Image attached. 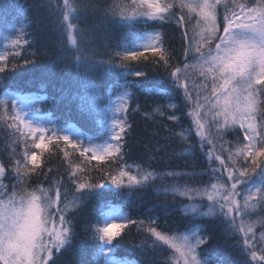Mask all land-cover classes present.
<instances>
[{"label":"snow or ice","instance_id":"1","mask_svg":"<svg viewBox=\"0 0 264 264\" xmlns=\"http://www.w3.org/2000/svg\"><path fill=\"white\" fill-rule=\"evenodd\" d=\"M140 6H146L147 10H138ZM60 7L61 25L67 32L71 46L66 55L83 72L85 96L81 99H91L94 118L108 128L107 139L96 144L93 137H86L84 133L77 132L73 136L70 129L58 127L54 120L40 114L41 109L36 104L47 97L17 94L12 98L13 94L5 89L4 98L0 99V108L6 114L11 104L13 115L8 119L13 122L15 131L26 129L33 140L38 141L35 142L36 149L46 148L53 141L57 147L63 144L64 147L60 150L65 161L69 162V167L67 187L65 182L55 180L47 189L41 186L29 191L25 183L36 171V151H31L30 154L25 151L22 161L13 159L15 153H11L8 160L0 162V264H58L59 258L73 247L77 235L74 226L77 212L89 200L98 199L105 193L119 202L113 203L112 199L105 198L93 210L96 222L90 223L86 231H91V240L97 249L95 264H137L116 256V250L124 238V230L129 225L139 227L144 223L133 220L124 209L133 198V193L154 183L158 174L142 170L141 166L130 169L123 164L115 174L111 171L102 172L95 180L83 179V175L91 160L112 157L123 159L125 141L131 127L124 119L128 113V99L132 96L129 89L143 84V78L149 75L139 67L142 60L145 67L150 64L152 69H163L170 89L175 93H183L185 105L193 110L200 148L203 150L208 144H212V148L205 152L209 167L204 174L217 183L210 185V191L205 188L203 191L186 189L180 192V195L186 197L189 192H195V197H189L190 199L206 198L207 211L201 212V206L194 203L185 205L183 211L185 214L198 213L221 219L229 230L240 236L234 245L245 257L240 264H251L252 261L264 264V218L258 221L248 219L257 205L264 210V111L260 108V104L264 102V0H255L251 5L239 0H231L230 4L228 0H193L190 3L179 0V3L164 4L161 0H131L127 4L124 0H115L107 6L104 15L112 18L110 22L125 24L130 30L139 23H146L147 19L163 21L173 16L177 9L197 14V25L203 24L197 35L203 43L198 41L194 48L188 43L183 55L185 61L191 57L196 58L200 83L195 79L190 82L194 67L192 63L182 62V66L171 63V55L165 48L166 41L159 32L138 34L130 31L129 36L119 39L111 47L108 61H97L94 56L86 55L78 45L80 34L84 30L78 29L72 19L79 18L73 17V13L80 6H73L69 0H63ZM221 7L223 10L218 12ZM176 23L184 25L185 16H177ZM23 27L24 25H20L17 32H22ZM182 31L185 41L195 38L189 36L187 28ZM11 44L16 48H23L29 41L21 42V38H17L11 40ZM149 53L152 59H149ZM132 62H136L137 66H132ZM8 63L7 53H0V87H3V81L7 77ZM29 63L35 61L23 60L24 65ZM105 63L114 74L124 77V82L119 85L122 94L110 101L113 105L110 114L97 108L94 97L98 92L87 83L88 73ZM16 67V64H12L11 70L15 71ZM201 88L206 93L203 95V102ZM144 91L150 93L152 89L145 88ZM109 93L111 94V87ZM177 108V104L169 103L158 106L155 112L163 117L167 109ZM202 110L213 113L208 127L211 129L215 126L217 136L226 128H235L242 134V143L226 147L228 142L225 141L220 145L227 159L213 151L216 145L209 139L211 133L204 131L205 125L201 123ZM30 114L32 119L28 118ZM145 118H149L148 113H145ZM167 119L178 121L179 117L173 114L167 116ZM177 135L185 141L188 139L184 131ZM77 151L84 158L81 161L84 168L72 165L69 161L71 154ZM6 163L9 165L7 169ZM214 164L218 166L213 167ZM166 175L195 176L200 173ZM6 179L15 182L5 184ZM220 180H227L229 186L219 184ZM68 187L72 189L71 193L67 190ZM9 188L12 189L11 192L8 191ZM160 191L168 192L169 189ZM172 191L175 194L176 190ZM69 216L73 219H69ZM149 223L155 224V220H150ZM257 223L262 229L259 234L256 231ZM145 230L155 238L154 244L174 250L178 258L177 264L180 261L182 264H210L209 258L200 256L203 246L208 245L211 240L204 229L189 228L184 233L172 236L161 233L154 226Z\"/></svg>","mask_w":264,"mask_h":264},{"label":"trees","instance_id":"2","mask_svg":"<svg viewBox=\"0 0 264 264\" xmlns=\"http://www.w3.org/2000/svg\"><path fill=\"white\" fill-rule=\"evenodd\" d=\"M69 2L73 6H80L78 11L73 13V17L79 18H73L72 23L77 25L78 29L84 30L80 34L78 45L86 55L94 56L97 61H108L111 47L119 39L129 36L130 31L138 34L159 32L166 41L165 48L171 55V63L177 66H182V62L192 63L194 67L191 70L190 82L191 79H195L197 83L201 82L198 66L195 64L196 58L191 57L185 61L183 55L188 43L194 48L199 41L197 34L200 33L203 24L197 25V14L187 10L181 12L177 9L173 16L163 21L147 19L146 23H139L130 30L125 24L111 23L112 18L104 15V10L115 0H69ZM185 2L192 1L185 0ZM239 2L251 5L255 0H239ZM62 3L63 0H0V53L6 52L9 61L7 77L3 81V87H0V99L4 98L5 89L8 92L47 97L46 100L36 104V107L41 109V115L54 120L58 127L72 125L76 129L73 136L79 132L84 133L86 137H93L94 141H104L107 138V126L100 124L94 118L91 99H81L85 96L82 68H78L66 55L71 46L67 32L61 25ZM124 3H131V0H124ZM161 3H179V0H161ZM228 3L230 4L231 0H228ZM138 10L145 11L147 8L140 6ZM222 10L221 7L218 12ZM179 15L185 16L184 25L176 23ZM20 25L24 27L22 32L18 33L17 28ZM183 28H187L189 36L195 38L185 41ZM17 38H21V42L28 40L29 44L24 45L23 48H16L11 44V40ZM14 55L15 59H13ZM148 56L152 59L150 53ZM24 59L34 60L35 63L24 65ZM12 64L17 65L15 71L11 70ZM132 66H137L136 62H132ZM139 67L149 75L143 78V84L129 89L132 96L128 99L129 108L124 119L131 127L125 141L123 159L112 157L91 160L87 163L83 175V179L95 180L102 172L111 171L115 174L117 168L123 164L128 165L130 169L141 166L142 170L146 169L158 174L154 183L133 193V198L124 209L133 220L144 223L139 227L129 225L124 230L122 233L124 238L116 250L117 258H126L137 264H177L178 258L174 250L168 246L154 244L155 238L145 229L154 226L161 233L172 236L184 233L189 228L200 227L211 236L209 244L203 246V250L200 251L201 258H209L210 264H240L245 257L241 254V250L234 246L240 238L238 233L229 230L221 219L201 216L198 213L185 214L183 211L185 205L193 203L201 206V212L207 211L206 198L190 199L189 197H195V192H189L188 197L180 195V192L186 189L203 191L205 188L210 191V185L217 183L209 175L204 174L209 167L205 152L208 148H212V144H208L203 150L200 148V137L195 128L193 110L185 105L182 92L175 93L170 89L163 69H152L150 64L145 67L143 60ZM123 82L124 77L114 74L106 63L98 65L88 73L87 83L98 92L94 97L97 108L106 110L110 114L113 107L110 101L122 93L119 85ZM145 88L152 89V92L146 93ZM203 95L206 93L201 88V102ZM169 103L177 104L178 108L167 109L163 117L155 112L158 106H166ZM260 108L264 111V102L260 104ZM145 113L149 114V118H145ZM202 113L201 123L205 125L204 131L211 133L209 139L216 145L213 151L216 155H223L227 159L220 145L225 141L228 142L226 147L242 143V134L235 128H226L217 136L215 126L211 129L208 127L213 113L207 110H202ZM173 114L179 117L178 121L167 119V116ZM12 115L11 104L6 114L0 108V162L8 160L11 153H15L13 159L22 161L25 151L29 154L31 151H36L38 165L25 183V187L29 191L41 186L47 189L55 180L65 182L67 187L69 162L65 161L60 150L64 147L63 144L57 147L56 142L53 141L46 148L36 149L35 142L38 141H34L26 129L15 131L13 122L8 119ZM181 131H184L185 136L188 137L186 141L177 135ZM83 159L78 151L69 157L72 165H80L81 168L85 167L81 162ZM212 166L217 167L218 164ZM8 167L6 163L5 168ZM44 173L47 175L45 176ZM168 173H200V175H166ZM14 182L4 180L5 184ZM219 184L224 187L229 186L227 180H220ZM162 189L169 191H160ZM67 190L69 193L72 191L70 187ZM172 190H176L175 194ZM8 191L11 192L12 189L9 188ZM105 198L112 199L113 203L119 202L118 199L105 193L98 199L89 200L77 212L74 218L77 235L73 247L59 258L58 264H95L97 249L91 240V231L86 229L90 223L95 224L93 210ZM68 200H71V195L68 196ZM68 218L73 219L72 216ZM261 218H264V210L257 205L248 219L258 221ZM150 220H155V224H150ZM261 230L260 224L257 223V234ZM251 264L258 262L252 261Z\"/></svg>","mask_w":264,"mask_h":264},{"label":"rangeland","instance_id":"3","mask_svg":"<svg viewBox=\"0 0 264 264\" xmlns=\"http://www.w3.org/2000/svg\"><path fill=\"white\" fill-rule=\"evenodd\" d=\"M192 2H193V0H191ZM12 94H13V97L12 98H15V96L17 95L16 93H13L12 92ZM122 93H120L119 95H121ZM18 95H20V96H23V94H21V93H18ZM29 119H32V116H31V114L29 115V117H28ZM65 129H70L71 130V134L73 135L75 132H76V129H74L75 127H73L72 125H68V126H66V127H64ZM107 139V138H106ZM105 139V140H106ZM104 141H94V143H96V144H101V143H103ZM193 230H195V228L193 229ZM180 264H182V261H180Z\"/></svg>","mask_w":264,"mask_h":264},{"label":"bare ground","instance_id":"4","mask_svg":"<svg viewBox=\"0 0 264 264\" xmlns=\"http://www.w3.org/2000/svg\"><path fill=\"white\" fill-rule=\"evenodd\" d=\"M10 93H12V92H10ZM13 93H16V92H13ZM16 94H18V92H17ZM21 94H23V93H21ZM23 95H28V93H26V94H23Z\"/></svg>","mask_w":264,"mask_h":264}]
</instances>
